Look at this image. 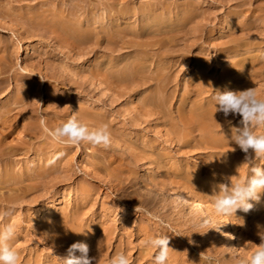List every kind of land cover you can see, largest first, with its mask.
Wrapping results in <instances>:
<instances>
[{
	"label": "rangeland",
	"instance_id": "obj_1",
	"mask_svg": "<svg viewBox=\"0 0 264 264\" xmlns=\"http://www.w3.org/2000/svg\"><path fill=\"white\" fill-rule=\"evenodd\" d=\"M1 1L19 8L23 7V2L19 0ZM181 1L185 0H168V4L172 8ZM191 1L202 2V7L206 11L204 20L200 22L204 31V40L196 41L190 36L196 21L186 27V38H184L186 50L188 49L186 58L180 57L176 60L179 64L173 66L175 69L168 88L171 112H176L181 98L189 92L185 90L190 78L196 73L197 60L207 65L208 76L214 79L224 68L235 63L234 56H227L223 52L226 50L224 48L229 42L228 39L241 35L232 32L237 28L238 23L247 25L245 34H250L248 39L253 46L258 45L259 49L256 52L264 51V0ZM44 2L45 0H40L39 5ZM34 3L30 1L29 6ZM57 3L62 4L66 9L72 7L68 4V0L66 6L63 0H57ZM155 4L154 0H90L87 4L79 2L77 15L86 16L84 19H91L93 23L106 25L112 34H116V25L124 27L130 25L140 29L143 25L153 22L154 13L151 11H154ZM118 6L122 7V12L129 10L132 14L118 13L115 9ZM134 12L136 16H133ZM238 13H240L238 19L232 17V14ZM0 23L15 26L12 20L2 17ZM224 25H229V35H217L214 38L213 36L218 34ZM150 42L147 38H142L141 43H144L142 49H148L146 55L145 52L139 54L154 56ZM124 43L125 41L117 42V46L112 50H108L107 43L95 49L96 46L91 44L89 51L74 53L73 59L82 67V65H90L97 59L102 60L101 58L106 54V63L113 61L115 64V60L119 62L135 55ZM34 45L37 46V42ZM151 61L153 65H150L149 71L143 75L147 78L154 76L156 69L154 57ZM52 64L51 61L48 62L39 47L30 50L27 54L23 51L18 52L13 58L12 69L3 76L9 81L0 95L1 110L20 88V84L15 80L16 74L21 69H29L28 67H35L40 71L38 75L29 74L30 77H35L36 87L28 103L13 107L10 120L19 121L18 129L7 140L6 152L0 154V172L4 171L7 163L15 166L18 174H26L27 169H32L37 163L42 164L44 168H53L54 171L47 178L30 182V187H33L31 191L28 187L18 190V185H9L4 195L0 196V226L14 225L15 232L20 237L14 247L16 250H21L25 256L22 264L27 260L31 262L30 264L37 261L42 264H59L57 257H63L73 243L55 240L45 228L53 220L59 221L64 215L74 214H78L80 221L85 225L95 226L106 222L104 225L113 229L110 254L115 255L117 249H121L122 251L117 254L125 253L130 264H154L153 258L157 250L147 247L145 241L160 235H167L170 241L171 251L167 264H235L237 257L245 258L255 250V245L260 244L257 225L264 226V193L260 194L259 202L250 201L253 203V209L249 212L237 210L235 216H228L252 243L249 249L243 247L239 252L229 249L223 243L221 232L217 231L214 225L205 224L199 214L191 213L192 201L184 205L179 190H173V184L179 183L182 188L193 192L192 185L165 171L163 161L156 156L154 162L147 159L152 152L140 140L155 138L164 145V151L170 155L173 162L182 161L186 165L200 166L207 180L212 176L210 181L214 183L210 185H214L216 176L212 167L217 160L223 158L220 150L212 153L198 139L179 143L168 121L154 111L151 105L154 99L145 105L142 103L146 101L144 99L147 95L149 97L154 92L156 85L152 80L142 78L134 83H128L126 88L121 89L123 96L120 97L115 82L112 84V89H109L107 83L91 77L92 85H88L90 90L86 93H78L47 77L50 76L49 70ZM59 67L64 68L62 65ZM76 68V65L71 64V73L74 74ZM258 83L257 96L259 99H264V78ZM190 86L189 89L194 88ZM190 99L194 100L192 97ZM86 106L91 107L93 111L103 110L109 126L115 128L116 134L111 135L109 146H94L86 141L78 145L56 142L41 125L43 117L47 128L55 129L62 121H67L72 115H76V119L90 131L96 129L98 127L86 123L78 115L77 111ZM241 118L238 116L237 120L240 121ZM28 119L35 124L37 133L25 131ZM122 131L123 135H121ZM255 131L258 135L264 134V128H256ZM52 142L56 146H52ZM43 145L47 148L39 157L38 149H43ZM137 145L138 149L135 148ZM10 147L16 148L17 151L12 152ZM47 152L50 156L56 155V152L63 155L53 162V158L46 154ZM93 158L98 161L97 165L92 163ZM47 160L49 164L51 162V166L48 165ZM261 160L264 164V159ZM211 162L213 165H210ZM249 174L247 169L245 177ZM223 177L219 179L223 180ZM135 181L140 182L142 191L159 192L169 198L167 202L160 203L161 207L165 206L164 209H160V214H156L154 208H139L135 211L138 208L136 205L138 199L134 196H125L121 190L123 183L124 186L129 187L128 185ZM228 182L218 180L219 184ZM152 198L154 193L150 195V199ZM162 198L161 196V200ZM204 199L209 200L206 196ZM31 224L36 226V230L28 231ZM23 226L27 229L26 232ZM220 247L225 249L224 254L216 250ZM174 252L177 254L173 255Z\"/></svg>",
	"mask_w": 264,
	"mask_h": 264
},
{
	"label": "bare ground",
	"instance_id": "obj_2",
	"mask_svg": "<svg viewBox=\"0 0 264 264\" xmlns=\"http://www.w3.org/2000/svg\"><path fill=\"white\" fill-rule=\"evenodd\" d=\"M19 1L23 2V7L21 8L0 0V17L12 20L16 26H7V24L0 23V95L6 89V83L9 81L8 78H3V76L12 69L15 55L18 52L21 53V51L27 54L30 50L36 49V47H39L40 51L45 54L48 62L51 61L53 63L49 70L50 76L48 75L47 77L53 79L59 85L61 84L66 88L69 87L70 90L78 93H86V91L90 90L88 85H92L91 77L107 83L109 89H112V84L115 82L118 85L116 91L120 97L123 96L121 89L126 88L128 83H134V81L142 80V78L152 80L156 85V87L154 86V92L149 97L147 95L144 99L146 101H142V103L145 105L154 99L153 103H151L154 111L160 113L168 121L172 133L179 143L198 139L212 153L220 150L223 158L217 160L214 165L213 162L210 163V165H213L212 168L217 177L214 178V185H210L214 183L210 181L212 176L207 180L200 170V166L186 165L182 161L173 162L174 160H172L170 155L164 151V145L155 138L154 140L146 138L140 140L152 152L147 159L154 162V156H156L163 161L162 164L164 163L165 171L173 173L175 178L192 185L194 188L193 192L182 188L183 186L179 183L173 184V190H179L184 205H188L189 201H192L191 213L199 214L204 222L205 220H211L208 224L214 225L216 230L221 232L220 237L223 238V243L229 249H235L239 252L243 247L249 249L250 244L248 243L251 241L239 231L228 216H217L214 214L211 199L208 197L212 194L214 186L219 184L218 180L222 182L223 180L228 181L227 178L237 174L239 177L244 178L248 169L247 167H242L238 169L237 173V167L244 161L246 154L237 145L231 143L232 129L242 127L240 123L242 118L238 121L237 117L239 115H229L225 118L223 113L215 112V101L213 99V94L216 90L221 92L226 89L242 91L255 88L257 90L258 82H260L261 78H264V58H262L264 51L256 52L259 49L258 45L253 46L248 39L250 34H245L247 25L238 23L237 28L232 32L241 35L235 38L229 37L231 39H228L229 42L224 48L226 50L223 53L227 56H234L235 63L224 68L221 74L214 79L208 76L207 65L203 61L197 60L196 73L190 78L185 90L189 92L181 98L176 112H171L168 88L172 72L175 69L173 66L179 64V61L176 60L180 57L186 58L188 50H186L184 43L186 27L196 21L190 36L196 41L204 40V31L200 22L204 20L206 11L202 7V2L194 3L191 0H185L170 8L168 0H154L156 4L154 5V11H151L154 13L153 22L143 25L140 29L137 27L133 28L130 25H125V27L116 25V34H112L110 28L106 25L93 23L91 19L85 20L84 17L86 16L77 15L79 2L87 4L90 0H68V4L72 5L68 9L57 3V0H45L42 5H39L40 0ZM30 1H34V5L29 6ZM63 2L66 6L67 0H63ZM115 9L118 13L122 12V7L118 6ZM127 13L132 14L129 10L123 11L121 14L125 15ZM133 16H136V12L133 13ZM232 17L238 19L240 13L232 14ZM228 27L229 25L222 26L218 34L213 37L215 38L217 35L228 36ZM142 38H147V41H151L150 44L152 45L151 49L154 50V56L153 54L150 57L139 54V52H145L146 55V50L148 49H142L144 44L141 43ZM119 41H125L126 47H129L130 51L134 52L135 55L119 62L115 60L117 66L113 64V61L106 63V54L101 58L102 60L97 59L90 65H82V67L76 64L75 59H73L74 53L79 54L81 51H89L91 44L96 46L94 47L95 49L107 43L108 50H112ZM35 42H37V46L34 45ZM152 56L154 57L156 69L154 76L149 72L152 77L147 78L143 75L149 71L150 65H153ZM71 64L77 66L74 74L70 71ZM60 65L64 68H60ZM28 68L25 70L21 69L16 74L15 80L17 84H20V88L0 110L1 155L8 149L7 140L18 129L19 121L10 120L13 107L28 103L36 87L35 77H30L29 74L38 75L40 71L35 69V67ZM190 85L194 88L189 89ZM191 97L194 98L193 101L190 99ZM77 112L79 117L86 123L98 128L107 125L110 134H116L115 128L109 126L107 116L103 110L93 111L91 107L86 106L81 107ZM25 131L37 133L35 124L29 119L26 120ZM123 134L124 132L122 131L121 135ZM52 146H56V144L52 142ZM42 148L38 149L39 157L42 156L41 153L44 152L47 146L43 145ZM135 148L138 149V145ZM10 150L12 152L17 151L14 147H10ZM46 154L50 156L48 152ZM55 154L57 155L58 152ZM56 155L53 154L50 157L53 158ZM47 163L51 166V162L49 164L47 160ZM92 163L97 165L98 161L93 158ZM154 165L157 167V164L154 163ZM257 165L264 167L263 160L259 161ZM53 172V168H44L42 164L37 163L32 169H27L26 174H18L15 166L7 163L4 171L0 172V196L4 195L9 185H18V190L28 187L31 191L33 187H30V182L47 178ZM135 176L133 175V177ZM219 176H224L223 180L219 179ZM137 181L130 183L129 187L124 186L123 183L121 187L123 194L136 197L138 199L136 205L139 208H154V212L160 214L162 208H165V206L161 207L160 203L162 201L167 202L169 198L159 194V192L142 191L140 182L138 183ZM143 193L145 194L143 195ZM153 193L154 198L150 199V195H153ZM203 195L209 200L204 199ZM161 196L164 200L163 198L161 200ZM104 224L85 225L80 221L79 215L74 214L73 216L64 215L59 221L53 220L45 229L49 230L52 237L59 242H67L68 244L76 242L86 243L89 246V257H97L100 254V264H108L111 257L118 255L117 253L122 250L117 249L115 255L110 254L109 248L111 250L113 229ZM23 230L27 231L24 226ZM29 230H36V226L31 224ZM17 235V232H15V237L10 242L11 244L14 245L19 240L20 237ZM98 242H102L100 249H98ZM216 245L218 246V244ZM216 250H219L222 254L225 253V249L222 247ZM16 251L20 257L19 264H22L25 261V256L21 250ZM174 254L177 253L174 252ZM30 263L27 260L25 264ZM34 264H42V262L37 261Z\"/></svg>",
	"mask_w": 264,
	"mask_h": 264
},
{
	"label": "clouds",
	"instance_id": "obj_3",
	"mask_svg": "<svg viewBox=\"0 0 264 264\" xmlns=\"http://www.w3.org/2000/svg\"><path fill=\"white\" fill-rule=\"evenodd\" d=\"M264 58V54H262ZM215 112L242 117V127L233 128L231 143H234L245 153L244 161L237 167H247L250 174L245 178L237 175L227 178L228 183L215 185L210 196L214 214L217 216H235L237 210L245 213L253 209V203L259 202L260 194L264 193V167L257 165V161L264 159V134L258 135L256 128H264V99H259L257 90L246 89L242 91L216 90L213 94ZM218 124V123H217ZM41 125L52 138L60 143L78 145L82 141L94 146H109L111 134L107 125L89 130L87 126L72 115L67 121H62L55 129H48L45 120L41 118ZM66 138V139H65ZM58 153L53 157V162L62 156ZM138 208L135 209L138 210ZM211 220H205V224ZM257 236L260 244L255 245V250L245 258L237 257L235 264H264V226L257 225ZM15 237L14 225L0 226V264H19V254L10 242ZM102 242H98L100 249ZM169 237L160 235L145 241L147 247L156 249L154 264H167L169 260ZM248 244H252L249 242ZM78 253V255H77ZM59 264H100V254L97 257H89V246L84 242L73 243L63 257H57ZM108 264H130L125 253L111 257Z\"/></svg>",
	"mask_w": 264,
	"mask_h": 264
}]
</instances>
